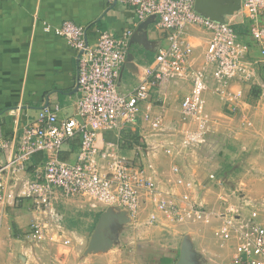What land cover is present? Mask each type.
<instances>
[{"label": "built area", "instance_id": "obj_1", "mask_svg": "<svg viewBox=\"0 0 264 264\" xmlns=\"http://www.w3.org/2000/svg\"><path fill=\"white\" fill-rule=\"evenodd\" d=\"M196 1L119 0L133 7L141 21L159 17L158 25L167 34V45L158 50L145 78L130 93L120 90L118 80L127 62L132 29L95 31L97 36L90 41L94 32L90 28L71 21L58 26L44 22L46 33L64 38L76 53V112L61 121L58 106L39 110L24 126L17 150L0 164V237L10 209L22 199L32 200L35 210L46 214L24 235L36 245L71 244L59 210L71 197L91 202V209L100 204L118 208L132 220L152 204L148 225L162 219L213 225L215 238L231 249L230 264H264V197L250 200L241 188L224 193L225 181L213 172L203 189L218 194L220 208H209L200 197L202 188L196 177H185L181 167L173 165L171 184L162 185L153 162L156 145L147 139L141 145L128 143L123 137L128 129L135 131L141 121L151 135H162L159 151L164 155H175L176 143L170 137L177 132L181 136L177 153L201 152L213 144L221 146L214 141L220 133L207 110V92L235 108L244 97L243 87L257 88L258 105H264V74L260 70L264 67V0L241 2L248 36L255 46L236 32L235 15L224 22L212 20L195 10ZM190 26L209 33L201 66L194 63V48L186 37ZM253 47L258 57H254ZM181 80L188 81L191 89L180 103L178 129L168 132L165 116L155 111L151 97L155 93L162 102L171 82ZM235 85L242 89L233 92ZM244 123L252 125L248 119ZM108 133L114 140L103 137ZM76 139L75 158H64L65 146ZM9 148L10 142L0 140V153ZM38 156L41 164L29 175V165Z\"/></svg>", "mask_w": 264, "mask_h": 264}, {"label": "crops", "instance_id": "obj_2", "mask_svg": "<svg viewBox=\"0 0 264 264\" xmlns=\"http://www.w3.org/2000/svg\"><path fill=\"white\" fill-rule=\"evenodd\" d=\"M235 16L237 25H246L241 5ZM230 17L232 15L225 16L224 20ZM66 21L93 30L90 41L96 38L95 31L111 30L118 33L126 29L133 30L127 62L118 80L120 90L126 93H130L145 78L146 69L154 63L158 50L167 45V34L158 25L159 17L150 16L141 21L133 7L124 5L119 0H0V140L10 142V148L0 153V164L6 162L17 150V140L22 135L24 126L37 116L39 110L58 106L61 121L72 117L76 112L75 106L79 96L76 53L64 38L44 31V22L58 26ZM186 37L194 48V63L197 66L203 65L209 33L201 27L190 26ZM252 45L255 46V43ZM253 54L254 57L259 55L255 47ZM260 70L264 74V67ZM190 89L191 84L188 81H174L169 85L162 102L157 101L155 93L152 95L151 102L155 104L156 112L164 114L168 132H173L174 128L178 129L180 103ZM240 89L242 88L235 85L232 91L238 92ZM243 92L244 97L234 108L209 91L205 95L207 110L212 114L210 105L215 98L224 110L230 113L239 112L242 124H245L247 119L254 124L262 117L258 105L259 90L245 86ZM253 94L256 104L249 100ZM170 116L172 119H169ZM140 123L142 124L139 121L134 132H138ZM103 137L106 140H114V135L110 133ZM64 150V158H75L76 151L72 154L67 145ZM182 154L183 152L176 153L173 158L158 151L154 155L153 162L162 185L169 186L170 179H173V165L180 166L185 177H200L204 174L205 167L199 159L201 152L185 153L188 154L186 157ZM184 157L188 159L189 165L192 164L190 169L183 161ZM163 158H167L171 163L166 177L163 176L160 166ZM40 164L41 158L38 156L33 164L29 165V175L33 176ZM24 201L27 199L19 200L17 205L10 209L3 227L5 235L11 225L22 231V237L28 232L31 222L28 224V216L25 215L27 204L24 205ZM5 235L2 239L3 245Z\"/></svg>", "mask_w": 264, "mask_h": 264}, {"label": "rangeland", "instance_id": "obj_3", "mask_svg": "<svg viewBox=\"0 0 264 264\" xmlns=\"http://www.w3.org/2000/svg\"><path fill=\"white\" fill-rule=\"evenodd\" d=\"M254 94L249 100L256 104L253 101ZM260 108L262 117L248 126L239 120V112L230 113V111L224 110L218 99L213 98L210 111L216 122L218 133H220L214 141L220 143L221 146L213 144V148L207 147L201 151L202 156H199V159L205 167L204 174L196 177L202 188L200 197L205 200L209 208H220L218 194L216 192L208 193L203 189V186L208 184V175L213 172L225 181L226 186L222 187L224 193L241 188L250 200L255 201L264 197V105H260ZM169 119L172 117L170 116ZM142 124L140 123L138 132L128 129L123 133L124 139L128 143L134 142L140 145L147 139L150 144L156 145L158 152L160 146L163 145L162 135H151L148 125ZM180 137L178 132L177 135L170 137L176 143L175 154L179 149ZM182 152L185 157L191 154L186 151L179 153ZM185 157L183 161L190 169L192 164L189 165L188 159ZM161 161L162 174L166 177L171 163L167 158H163ZM260 165L262 166L260 167ZM169 184H171L170 181ZM26 204L25 215L28 216V224L30 222L32 224L35 219L46 215L39 210L36 212L35 209L33 210L32 200L27 199L24 201V205ZM89 204L91 202L83 201V198L71 197L59 207L63 214L62 224L65 234L71 240L69 246L62 244L36 245L22 237V231L14 232L12 225L6 235L3 230L0 237V264L231 263V249L215 238L213 225L165 219L159 223L148 225L147 218L154 210L152 204L140 211L137 220H132L122 210L105 207L102 204L98 205L96 209H91ZM107 212L124 214L126 220L123 222L117 219L107 221L104 217ZM98 234H104L101 236V247L90 250L93 239ZM4 235L5 243L3 245Z\"/></svg>", "mask_w": 264, "mask_h": 264}, {"label": "water", "instance_id": "obj_4", "mask_svg": "<svg viewBox=\"0 0 264 264\" xmlns=\"http://www.w3.org/2000/svg\"><path fill=\"white\" fill-rule=\"evenodd\" d=\"M221 1L222 0H197L195 5V10L207 18H210L215 21L224 22L225 16H231V15L234 16L235 13L238 12L242 2V0H226V2L224 3ZM125 214H127V212H125ZM104 217L106 218L107 221H109L110 219L111 220L117 219L121 222L126 220L124 214L118 215V214H111L110 212L104 214ZM102 235L104 234H100V235L98 234L97 236L94 237L90 250L101 247Z\"/></svg>", "mask_w": 264, "mask_h": 264}, {"label": "trees", "instance_id": "obj_5", "mask_svg": "<svg viewBox=\"0 0 264 264\" xmlns=\"http://www.w3.org/2000/svg\"><path fill=\"white\" fill-rule=\"evenodd\" d=\"M235 30L236 32L240 35V37H242L248 44H250L251 46H253V42H251V39L248 36V27L247 25H235ZM69 147H70V151L73 152H77L78 148H79V139H76L74 141H71V143H69ZM14 228V232H17L16 226L13 225Z\"/></svg>", "mask_w": 264, "mask_h": 264}]
</instances>
